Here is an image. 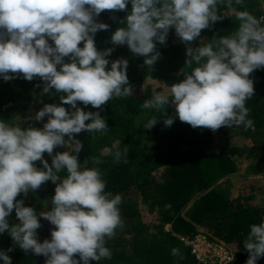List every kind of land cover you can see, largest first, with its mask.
Listing matches in <instances>:
<instances>
[{
    "label": "clouds",
    "instance_id": "obj_1",
    "mask_svg": "<svg viewBox=\"0 0 264 264\" xmlns=\"http://www.w3.org/2000/svg\"><path fill=\"white\" fill-rule=\"evenodd\" d=\"M129 3L131 10L124 26L111 36L114 45L126 44L134 54L145 57L148 66L158 60L156 42L164 44L170 28L188 45L186 64L191 71L171 85L169 94L157 92L146 100L143 109L165 112L171 102L180 121L212 131L222 126L253 125L246 101L254 94L249 75L264 68V17L235 11L239 22L235 32L193 46L202 30L223 18L218 15L221 4L234 9L243 0H0V77L5 81L14 78L9 73H22L28 81L39 77L45 82L44 94L52 89L57 94L66 93L60 96V105L46 104L37 112V121L48 117L43 128H22L0 119V234L7 231L21 249L46 257L45 264H90L110 259L106 238L123 227L121 195L106 191L99 168L82 166L78 155L83 145L74 134L108 128L99 111H84L77 107L78 101L100 108L113 97L133 94L128 60L111 61L108 68L106 57L113 49L100 51L94 40L98 30L108 28L95 18L104 10H125ZM65 57L70 62H65ZM156 123L157 118L152 117L143 127L151 129ZM164 123L171 126L174 118ZM58 147L67 151L53 156ZM45 153L52 157L51 166L44 159ZM121 155L116 151L114 162L119 163ZM36 161L43 167L38 168ZM64 171L67 175L62 178L59 173ZM48 181L56 184L51 210L38 213L25 206L23 199L17 200L18 195L26 197ZM14 209L19 223L10 225L7 218ZM41 217L55 226L51 239L43 242L37 238ZM244 249L249 254L246 264H257L264 257V221L250 226ZM176 251L173 249L174 254ZM229 259L208 260L207 264ZM0 261L12 264L4 250H0Z\"/></svg>",
    "mask_w": 264,
    "mask_h": 264
},
{
    "label": "trees",
    "instance_id": "obj_2",
    "mask_svg": "<svg viewBox=\"0 0 264 264\" xmlns=\"http://www.w3.org/2000/svg\"><path fill=\"white\" fill-rule=\"evenodd\" d=\"M130 10L131 3L125 10L102 11L96 22L107 24L108 28L98 30L94 40L100 51L113 49L106 57L110 61L108 68L111 61L128 60L132 96L113 97L100 108L77 102V107L84 111H99L108 125L103 132L85 130L74 134L83 145L78 160L84 167L99 168L106 181V191L122 197L119 208L123 227L117 228L113 237L106 238L105 246L111 250V258L90 264H207L200 262L191 247L181 241L183 238L193 241L197 237L225 249L230 259L221 264H246L249 254L244 241L250 226L264 221V68L249 75L254 82L253 97L246 101L249 118L253 120L250 128L242 125L222 126L216 131L193 128L179 120L176 106L171 102L165 112L143 109L146 100L157 92L169 94L171 85L182 81L185 72L191 71L186 64L188 45L170 28L166 42H156L158 60L152 66L146 65L145 57L134 54L126 44L114 45L111 41L114 32L124 26ZM243 10L257 18L264 17V0H243L234 9L221 4L218 15L223 18L202 30L193 46L235 32L239 23L235 11ZM49 43L54 46L50 39ZM79 46L83 47V42ZM65 62H70L69 58L65 57ZM9 75L14 78L5 81L0 77V119L22 128H43L47 116L40 125L35 121L40 104L60 105V96L66 93L57 94L52 89L46 95L41 78L28 81L22 73ZM62 106L73 110L70 105ZM152 117L157 118L156 125L145 129L143 123ZM169 117L174 118V123L166 126L164 121ZM63 151L67 149L58 147L52 155ZM116 151L122 154L119 163L114 162ZM44 159L51 166L52 157L45 153ZM96 159L101 163H94ZM34 163L38 168L43 167L40 161ZM240 173L256 177L260 188L249 185L244 191L239 186L236 189L234 177ZM59 175L63 178L67 173ZM55 187L52 181L45 182L26 197L18 195L17 200L23 199L25 206L35 208L38 213L51 210ZM7 219L10 225L19 223L15 209ZM40 223L38 240H50L55 226L43 217ZM9 248L13 250L8 252ZM173 249L177 250L175 254ZM0 250L11 257L12 264H45L46 261L42 255L21 249L7 231L0 234ZM257 264H264V257Z\"/></svg>",
    "mask_w": 264,
    "mask_h": 264
},
{
    "label": "built area",
    "instance_id": "obj_3",
    "mask_svg": "<svg viewBox=\"0 0 264 264\" xmlns=\"http://www.w3.org/2000/svg\"><path fill=\"white\" fill-rule=\"evenodd\" d=\"M183 244L191 247V252L196 255V258L200 262H207L208 260L225 261L228 259L226 252L218 246L207 243L203 238L197 237L193 241H189L186 238L181 239ZM205 262V263H206Z\"/></svg>",
    "mask_w": 264,
    "mask_h": 264
},
{
    "label": "rangeland",
    "instance_id": "obj_4",
    "mask_svg": "<svg viewBox=\"0 0 264 264\" xmlns=\"http://www.w3.org/2000/svg\"><path fill=\"white\" fill-rule=\"evenodd\" d=\"M40 110L44 107L43 106V104H40ZM29 120V119H28ZM27 120V121H28ZM30 121H32V120H29V122ZM35 121H36V123L38 124V125H40L41 123H42V121H37L36 119H35ZM235 180H236V189H238L237 187L239 186V188H240V191H244L246 188H247V186H256V187H258V188H260V184L257 182V181H259L256 177H254L253 175H248V173H240V174H236L235 175ZM241 182H244V184L243 185H241L240 183ZM257 183H258V185H257ZM233 192H231L230 193V195L232 194ZM264 200V199H263Z\"/></svg>",
    "mask_w": 264,
    "mask_h": 264
}]
</instances>
